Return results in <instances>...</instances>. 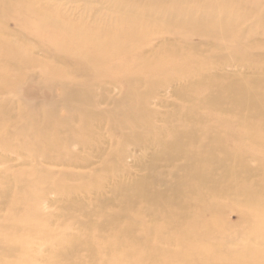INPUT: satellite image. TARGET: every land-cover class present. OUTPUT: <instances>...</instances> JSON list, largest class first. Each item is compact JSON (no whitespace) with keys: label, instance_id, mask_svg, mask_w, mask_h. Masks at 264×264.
Wrapping results in <instances>:
<instances>
[{"label":"rangeland","instance_id":"rangeland-1","mask_svg":"<svg viewBox=\"0 0 264 264\" xmlns=\"http://www.w3.org/2000/svg\"><path fill=\"white\" fill-rule=\"evenodd\" d=\"M33 1L85 29L98 24L120 32L121 43L101 50L100 42L82 49L70 42L63 53L52 42L66 38L27 6L12 5L0 16V264H154L135 262L133 252L143 248L160 257L156 264H264V190L257 191L264 188L262 109L208 102L240 81L264 106V82L240 79L249 69L241 50L233 51L264 59V26L254 15L216 7L226 17L227 35H219L217 10L200 15L198 5L156 4L140 9L154 33L141 32L134 45L125 23L140 22L114 0ZM186 20L214 35L200 37ZM211 44L218 48L206 51ZM6 45L25 56L7 65ZM87 48L102 62L98 74L80 58ZM163 50L178 51L167 57L171 69L142 65ZM44 112L48 130L66 133L55 151L44 138L41 146L32 139ZM211 129L218 141L208 138ZM192 164L204 181L189 177ZM136 181L129 196L119 188ZM200 197L213 212L204 211ZM26 211L36 217L29 222L33 234L24 228ZM207 221L214 223L207 238L185 234L201 232Z\"/></svg>","mask_w":264,"mask_h":264},{"label":"bare ground","instance_id":"bare-ground-1","mask_svg":"<svg viewBox=\"0 0 264 264\" xmlns=\"http://www.w3.org/2000/svg\"><path fill=\"white\" fill-rule=\"evenodd\" d=\"M114 3L116 5L121 6L126 11L131 9L132 12L130 13L128 12V13L131 16L135 14L136 19L139 20L140 22L139 25H136L135 23H133V24H130L131 26L125 23L127 31L134 32L132 34V41L136 42L134 43V45H137L138 43L137 41H139L140 39L139 34L141 32L146 31L150 34L154 33V31L151 30L146 25L147 23L146 20L148 21L150 20L149 15L143 14L142 11H140V9L152 7V6H155L156 4H162V5L163 4H183V5H192V6L198 5L201 9L200 15H204L208 9L217 10V14L219 16V22H218V26L215 27V31L219 35H227V32H226L227 28L223 24V21H225L226 17L222 14V10L216 7L224 6V7H227L229 10L234 11L236 13L242 12V13H248L249 15H254L256 17L255 18L256 22L264 26V9H262L264 7V0H254L252 4H248V5L246 4L245 0H121L120 3L114 0ZM0 4L4 6V9L0 10V16L4 14L6 8L10 9L12 5H16V4L18 6L25 5L27 6V9L29 11L35 13L33 15L40 21L42 26L49 24L52 29H57L60 33V37L64 36L66 38V41L61 40V41H57L55 43L52 42V43H53V46L58 51L63 52V53H66L64 52L66 51V45L69 44L70 42H75L77 49L79 48L82 49V47L86 48L85 45H87L88 43H95V45L98 46V43L100 42L101 50L104 49L106 45L109 43H121L120 42L121 40L120 32L111 31L108 28H105L102 25H98V24H94V27L90 29H85L80 24V22H76V24H73L69 21H64L61 17H59L52 10L43 11L39 9L33 0H0ZM248 7H255L256 11L254 10V12L251 13L250 10H248ZM184 24H185V27L188 29H194V28L197 29L196 32L199 34L200 37H212L214 35V32L212 30L203 31V30L198 29L199 25L193 22L192 20H186ZM167 25H171V23H167ZM102 34L104 36H102ZM216 48H218L217 44H211L207 46L205 50L207 51L209 49L212 50ZM4 49L6 53L9 54V56L5 58V63L7 65H15L21 59L18 57L23 58L25 56L24 54H22L17 49L11 46L6 45ZM198 49L199 48H195V51L198 52ZM237 50H241V52L238 54L240 55L241 59H243V61L245 62L244 65L249 69L247 73L238 75V77L242 79L243 81H247L254 85H256L257 83L261 84L262 82H264V59L254 58L252 55H249V50L243 49L242 51V49H235L233 51L236 52ZM160 53H161L160 57L155 55L151 58H146L144 61H141L142 65L147 64L152 69L163 70L159 73H163L164 71L171 69L172 66L168 64L167 57L177 56L178 51L177 50H174V51L163 50V51H160ZM80 58L83 62H88L90 67L94 69L93 71L96 74H98L101 71L100 68H101L102 62L100 63V60L96 59L95 49L89 50L87 48L86 52H84L83 55L81 54ZM24 62L27 63L25 60ZM94 62H99V66L94 64ZM165 65H167L166 68H165ZM200 69L201 67L199 68V70ZM52 70L57 71L56 73L58 74H63V72L60 69L53 68ZM255 70L259 71V73H257V71ZM253 89H254L253 87L246 86V84L240 81H237L234 84H226L224 85L223 88L218 89L211 96V98L208 99V102L210 106H213L215 108H220V106L223 105L225 100L228 99L230 102H233L235 105H239L241 112H244L246 110L247 103L254 104L253 108L256 107L255 105L259 106L262 109L261 112H263V115H264V106H262L260 104L259 99L256 98L254 94L255 92ZM39 118H40V124H39V127L31 133L32 139L38 146H41L40 141L44 138L47 141V149L55 151L56 145L63 144V142H61L60 140L66 135V133L57 131L55 134H53L51 132V129L48 130L49 116L46 115V112H44V114H41ZM221 124L222 123L220 121H217L214 124L215 129H218L221 126ZM239 125L242 126L245 130L247 129V124H239ZM21 126L28 128L26 122H22ZM182 134L186 138H189L192 136L193 133L191 131H188ZM58 135H63V137L58 138ZM248 135H250L252 140L255 141L252 137V133L250 134L248 133ZM208 138L213 142L218 141V132L214 129H211V131L208 132ZM41 150L44 152L43 148H41ZM226 154H227V157L231 160V163L235 167L241 166L240 159L236 155L232 153H226ZM227 173H228V170H226L225 175ZM188 175L191 178H195L199 182H202L206 179V175L204 174V171H202L199 167L195 166L194 164L191 165ZM231 177L233 176L230 175L228 180H230ZM222 180H223V177L219 178L216 182L218 183V182H221ZM38 181L40 182L39 179ZM230 182H231L230 183L231 185L233 182L232 180ZM135 185H137V181L134 182L133 184L121 183L119 184V188L121 189L123 193L129 196L131 192L133 191V189L135 188ZM216 188L217 187L215 186L213 190H217ZM227 189L231 190L233 189V186H229L227 187ZM263 190L264 188H260L257 191H263ZM243 193H246V191H244ZM261 195L263 196V194ZM199 201L203 204L202 208L204 209V211L206 210V211L213 212V209H211V207H209L208 204H205L203 197H200ZM247 204L252 205L254 204V202L247 203ZM24 215H25L24 228L33 234L37 229L33 227L29 222L35 219L36 217H33L32 213L29 211H26ZM8 225L10 227V230H15L16 232H18L21 229V226H19L16 223H9ZM203 227H204L203 230L199 233L197 232L190 233V229H188L187 231H185V234L187 236L194 235L200 238H207L208 236L211 235V233H213L214 223L212 221L204 222ZM75 244L76 242L72 243V247H74ZM1 248L3 250H6L8 254L12 250H14V248L10 246L4 247L1 245ZM165 252L167 255L171 256L170 254H168V251H165ZM133 256L135 257V262L137 263L142 262L144 260L146 263L152 262L156 264L157 261L160 259V257L156 253L146 248H143L139 251L138 250L134 251ZM9 264H13V263H9ZM165 264H168V263L165 262Z\"/></svg>","mask_w":264,"mask_h":264}]
</instances>
